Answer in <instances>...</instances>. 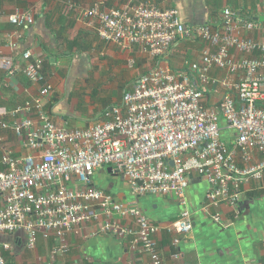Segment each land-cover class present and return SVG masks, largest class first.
Segmentation results:
<instances>
[{
	"label": "built area",
	"instance_id": "built-area-1",
	"mask_svg": "<svg viewBox=\"0 0 264 264\" xmlns=\"http://www.w3.org/2000/svg\"><path fill=\"white\" fill-rule=\"evenodd\" d=\"M83 15L90 23L96 21L102 41L122 49L138 46L159 64L125 91L122 104L106 113L107 121L67 129L43 110L53 89L43 73L44 60L24 53L25 75L41 88L38 98L10 113L12 120L0 115V133L12 131L30 151L2 155L0 264H8L5 252L11 248L3 234L25 233L30 248L38 236L55 237L59 244L53 255L67 254V235L89 223L98 225L99 234L131 238L134 250L141 248L152 264H162L156 239L160 227L136 204L120 202L96 187L93 179L100 168L124 175L136 198L174 196L183 210L166 230L182 236L194 229L187 191L195 175L209 185L201 211L223 227L221 213L212 209L226 204L237 210L245 189L264 180V41L242 34L264 33V22H240L227 7L220 29L210 24L190 27L178 9L164 10L150 2L90 8ZM9 21L22 28L35 22L33 15L18 9ZM184 39L205 43L201 59L172 68L170 54ZM214 69L225 77L215 78ZM9 73L11 83L15 69ZM212 85L224 92L217 107L205 104ZM32 109L39 113V127L20 117ZM224 129L236 134L231 145L222 138Z\"/></svg>",
	"mask_w": 264,
	"mask_h": 264
},
{
	"label": "crops",
	"instance_id": "crops-1",
	"mask_svg": "<svg viewBox=\"0 0 264 264\" xmlns=\"http://www.w3.org/2000/svg\"><path fill=\"white\" fill-rule=\"evenodd\" d=\"M143 2L164 10L178 9L182 21L190 27L210 24L220 29L227 7L235 11L240 22L249 19L264 22V0H0L4 13L0 18V115L12 120L13 110L40 95L41 85L30 81L24 72L28 61L23 55L31 51L34 58L44 60L43 73L53 87L43 101V110L54 123L67 129H87L107 121L106 113L122 104L125 91L159 63L138 46L122 49L102 41L96 21L90 23L83 12ZM17 9L33 15L34 24L24 28L12 24L9 15ZM242 34L264 41V33ZM204 47L205 43L194 39L177 42L170 54V66L181 69L186 61H199ZM13 68L10 83L9 71ZM212 75L225 77L219 69H214ZM223 93L221 88L209 86L205 104L217 107ZM20 117H29L38 127L41 125L36 109ZM0 136L3 139L0 163L6 151L17 156L30 152L12 131H2ZM235 139L234 133L231 142ZM109 168L96 171L94 185L120 202L136 204L160 227L156 239L162 264H264V180L261 185L252 184L245 189L237 210L226 204L212 209L213 213H221L227 225L223 227L201 211L209 185L195 175L187 191L194 229L182 236L166 230L183 210L174 196L136 198L130 193L127 178L110 172ZM131 225L136 227L135 223ZM1 238L11 247L5 252L8 264H152L141 248H132L131 238L120 240L99 234L96 223L67 235V254L53 255V248L59 244L55 237L38 236L34 248L29 247L28 236L22 232L3 234Z\"/></svg>",
	"mask_w": 264,
	"mask_h": 264
},
{
	"label": "trees",
	"instance_id": "trees-1",
	"mask_svg": "<svg viewBox=\"0 0 264 264\" xmlns=\"http://www.w3.org/2000/svg\"><path fill=\"white\" fill-rule=\"evenodd\" d=\"M223 126H226V124H224ZM234 131L232 130H228V129H224L223 132H222V138L224 140H226L230 145H231V136L234 135ZM236 135V134H235Z\"/></svg>",
	"mask_w": 264,
	"mask_h": 264
},
{
	"label": "water",
	"instance_id": "water-1",
	"mask_svg": "<svg viewBox=\"0 0 264 264\" xmlns=\"http://www.w3.org/2000/svg\"><path fill=\"white\" fill-rule=\"evenodd\" d=\"M172 165H173V162H172ZM112 170H113L112 168H109V171H110V172H112Z\"/></svg>",
	"mask_w": 264,
	"mask_h": 264
}]
</instances>
